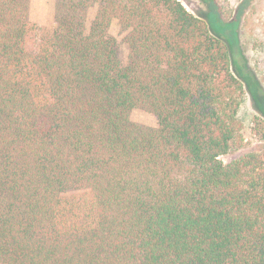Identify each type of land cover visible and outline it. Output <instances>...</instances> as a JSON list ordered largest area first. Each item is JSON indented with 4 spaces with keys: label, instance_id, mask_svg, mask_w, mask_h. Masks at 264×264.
Wrapping results in <instances>:
<instances>
[{
    "label": "trees",
    "instance_id": "trees-1",
    "mask_svg": "<svg viewBox=\"0 0 264 264\" xmlns=\"http://www.w3.org/2000/svg\"><path fill=\"white\" fill-rule=\"evenodd\" d=\"M201 1L54 0L44 33L0 0V264H264V149L219 158L245 85L264 117L234 57L247 0Z\"/></svg>",
    "mask_w": 264,
    "mask_h": 264
},
{
    "label": "rangeland",
    "instance_id": "rangeland-1",
    "mask_svg": "<svg viewBox=\"0 0 264 264\" xmlns=\"http://www.w3.org/2000/svg\"><path fill=\"white\" fill-rule=\"evenodd\" d=\"M183 5L192 13L197 14L204 10L205 6L201 0H180ZM241 0H221L225 18H230L236 13ZM54 0H30L29 18L34 26H39L42 31L49 32L55 26L54 21ZM239 23L237 25V39L239 50H235V59L241 64L244 72H247L243 64L250 69L253 79L259 84L260 90L264 91V0H247L243 7ZM95 13V7L90 8L87 16L89 25ZM109 32L120 44L121 55L125 58L127 48L122 41L123 32L118 21L113 19L109 26ZM238 117L243 124L244 144L238 150L221 155L219 158L223 163L246 152L260 153L264 149V139L255 130V121L264 120V117L257 109L254 99L246 85L242 96V101L238 111ZM132 121L148 126H156L157 119L149 111L143 108H134L130 112ZM70 194V193H68ZM76 195L82 194L74 193ZM72 195V194H71ZM84 195V194H82ZM86 196V195H84Z\"/></svg>",
    "mask_w": 264,
    "mask_h": 264
}]
</instances>
